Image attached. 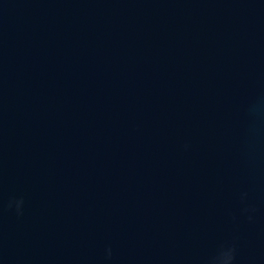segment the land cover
Listing matches in <instances>:
<instances>
[{"label":"water","instance_id":"1","mask_svg":"<svg viewBox=\"0 0 264 264\" xmlns=\"http://www.w3.org/2000/svg\"><path fill=\"white\" fill-rule=\"evenodd\" d=\"M233 241L264 264V0H0V264Z\"/></svg>","mask_w":264,"mask_h":264},{"label":"clouds","instance_id":"2","mask_svg":"<svg viewBox=\"0 0 264 264\" xmlns=\"http://www.w3.org/2000/svg\"><path fill=\"white\" fill-rule=\"evenodd\" d=\"M23 201L17 202V212L18 214H22L21 206ZM11 203L9 207H11ZM245 211H248L245 209ZM251 219V217H250ZM238 255V249L236 243L228 242L219 246L215 254L210 258L209 264H236ZM108 257L111 258V249L108 250Z\"/></svg>","mask_w":264,"mask_h":264}]
</instances>
